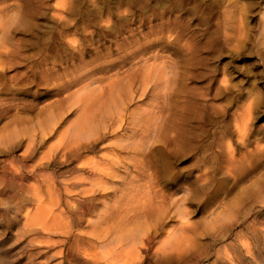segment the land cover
<instances>
[{
    "label": "rangeland",
    "instance_id": "rangeland-1",
    "mask_svg": "<svg viewBox=\"0 0 264 264\" xmlns=\"http://www.w3.org/2000/svg\"><path fill=\"white\" fill-rule=\"evenodd\" d=\"M0 264H264V0H0Z\"/></svg>",
    "mask_w": 264,
    "mask_h": 264
},
{
    "label": "clouds",
    "instance_id": "clouds-1",
    "mask_svg": "<svg viewBox=\"0 0 264 264\" xmlns=\"http://www.w3.org/2000/svg\"><path fill=\"white\" fill-rule=\"evenodd\" d=\"M21 12L18 11V10H14L12 13H11V17L14 19V20H19L21 18Z\"/></svg>",
    "mask_w": 264,
    "mask_h": 264
},
{
    "label": "bare ground",
    "instance_id": "bare-ground-1",
    "mask_svg": "<svg viewBox=\"0 0 264 264\" xmlns=\"http://www.w3.org/2000/svg\"><path fill=\"white\" fill-rule=\"evenodd\" d=\"M24 217H28V214L26 213L25 215H24ZM131 237V236H130ZM133 237V236H132ZM133 239V238H132ZM122 240V239H121ZM134 241V240H133ZM129 242H130V240H129ZM106 261H108V260H106ZM105 261V262H106Z\"/></svg>",
    "mask_w": 264,
    "mask_h": 264
}]
</instances>
